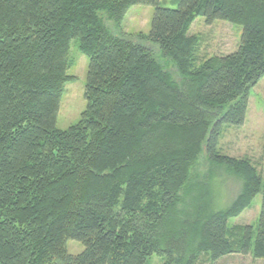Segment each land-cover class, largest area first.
Instances as JSON below:
<instances>
[{"label": "trees", "instance_id": "obj_1", "mask_svg": "<svg viewBox=\"0 0 264 264\" xmlns=\"http://www.w3.org/2000/svg\"><path fill=\"white\" fill-rule=\"evenodd\" d=\"M136 5L155 7L147 34L120 30ZM200 16L241 26L239 48L196 66ZM73 39L90 59L87 108L61 129ZM263 76L264 0H0V264L264 260V176L219 149ZM203 154L243 182L225 209L193 181ZM259 194L257 227L230 226Z\"/></svg>", "mask_w": 264, "mask_h": 264}, {"label": "rangeland", "instance_id": "obj_2", "mask_svg": "<svg viewBox=\"0 0 264 264\" xmlns=\"http://www.w3.org/2000/svg\"><path fill=\"white\" fill-rule=\"evenodd\" d=\"M160 5L176 8L177 0H160ZM154 13V6H133L126 14L120 30L134 34L148 33L152 26ZM107 24L111 28L114 27L110 21H107ZM188 33L198 37L196 66H200L212 56L227 55L237 50L241 43L242 27L222 20L208 25L205 18L200 16L191 24ZM89 60V56L80 49L79 39H73L70 49L71 66L68 73L75 78L65 84L57 121V126L61 129H67L78 123L87 108L85 86ZM173 72L177 75L176 71ZM215 115L217 114L215 113ZM219 149L224 155L249 161L256 168L257 173L264 176V76L250 89L249 106L244 124L242 126H225L219 141ZM214 170L218 173L215 172L212 177L209 173L211 171L214 173ZM223 170L214 165L211 166L204 154L193 167L195 175L193 181L207 183L206 188H210L207 191L212 193L208 197V202L215 205L217 210L229 207L243 187L241 179L232 174H225ZM221 173H224L222 177ZM190 198L191 196L187 197V203L190 202ZM261 207L262 194H259L246 210L229 220V225L250 224L257 227ZM67 247L69 252L74 255L85 249L84 245L76 240H69ZM163 261L162 257L153 255L147 264H163ZM195 264H264V260L256 259L250 253L248 255L230 254L211 262L206 254H201Z\"/></svg>", "mask_w": 264, "mask_h": 264}, {"label": "crops", "instance_id": "obj_3", "mask_svg": "<svg viewBox=\"0 0 264 264\" xmlns=\"http://www.w3.org/2000/svg\"><path fill=\"white\" fill-rule=\"evenodd\" d=\"M146 34H147V33H146ZM237 49H238V48H237ZM235 51H236V50H235ZM235 51H234V52H235Z\"/></svg>", "mask_w": 264, "mask_h": 264}]
</instances>
